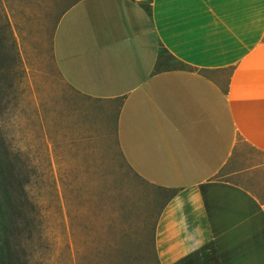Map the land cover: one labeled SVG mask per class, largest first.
Masks as SVG:
<instances>
[{
    "label": "crops",
    "instance_id": "crops-1",
    "mask_svg": "<svg viewBox=\"0 0 264 264\" xmlns=\"http://www.w3.org/2000/svg\"><path fill=\"white\" fill-rule=\"evenodd\" d=\"M50 51L114 119L122 163L169 194L158 264H264V0H77Z\"/></svg>",
    "mask_w": 264,
    "mask_h": 264
},
{
    "label": "rangeland",
    "instance_id": "rangeland-1",
    "mask_svg": "<svg viewBox=\"0 0 264 264\" xmlns=\"http://www.w3.org/2000/svg\"><path fill=\"white\" fill-rule=\"evenodd\" d=\"M76 1L0 0V264H158L169 194L122 163L114 119L53 66L54 27Z\"/></svg>",
    "mask_w": 264,
    "mask_h": 264
},
{
    "label": "trees",
    "instance_id": "trees-1",
    "mask_svg": "<svg viewBox=\"0 0 264 264\" xmlns=\"http://www.w3.org/2000/svg\"><path fill=\"white\" fill-rule=\"evenodd\" d=\"M147 10H149L148 8H147ZM160 55L161 56H167V57H169L168 55H167V52H166V50H164V49H161V52H160ZM2 209V207H0V210ZM7 252H4L2 249H1V247H0V262L1 263H4V261L6 262V260H7Z\"/></svg>",
    "mask_w": 264,
    "mask_h": 264
}]
</instances>
